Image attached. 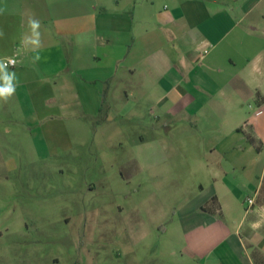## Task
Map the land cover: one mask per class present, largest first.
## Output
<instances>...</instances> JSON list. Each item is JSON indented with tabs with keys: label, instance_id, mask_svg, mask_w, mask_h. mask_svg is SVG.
<instances>
[{
	"label": "crops",
	"instance_id": "0c3cea01",
	"mask_svg": "<svg viewBox=\"0 0 264 264\" xmlns=\"http://www.w3.org/2000/svg\"><path fill=\"white\" fill-rule=\"evenodd\" d=\"M0 7V57L16 59L10 70L18 78L14 97L0 103L4 132L26 140L38 131L54 142L71 134L69 123L90 128L101 119L121 134L120 121L151 106L153 128L175 140L155 135L162 159L171 157L163 174L177 198L158 264L264 259V0H0ZM29 14L41 21L35 63L19 45Z\"/></svg>",
	"mask_w": 264,
	"mask_h": 264
},
{
	"label": "rangeland",
	"instance_id": "374dc122",
	"mask_svg": "<svg viewBox=\"0 0 264 264\" xmlns=\"http://www.w3.org/2000/svg\"><path fill=\"white\" fill-rule=\"evenodd\" d=\"M141 109L121 134L101 119L54 142L0 126V264H158L177 198L155 135L175 140Z\"/></svg>",
	"mask_w": 264,
	"mask_h": 264
},
{
	"label": "clouds",
	"instance_id": "9594fccd",
	"mask_svg": "<svg viewBox=\"0 0 264 264\" xmlns=\"http://www.w3.org/2000/svg\"><path fill=\"white\" fill-rule=\"evenodd\" d=\"M6 11V7H0V14ZM25 30L19 40L20 48L28 53H32V61L41 60L40 51L43 48L41 21L35 18L34 14H29L26 19ZM4 32L0 30V37ZM15 59L11 57H0V103H8L14 97L18 78L15 71L10 68L15 67Z\"/></svg>",
	"mask_w": 264,
	"mask_h": 264
},
{
	"label": "built area",
	"instance_id": "2783aa9c",
	"mask_svg": "<svg viewBox=\"0 0 264 264\" xmlns=\"http://www.w3.org/2000/svg\"><path fill=\"white\" fill-rule=\"evenodd\" d=\"M206 53V52H205ZM14 59V58H13ZM15 61H16V59H15ZM16 63H17V61H16ZM16 63H15V65H16ZM249 203H252V201H249Z\"/></svg>",
	"mask_w": 264,
	"mask_h": 264
}]
</instances>
